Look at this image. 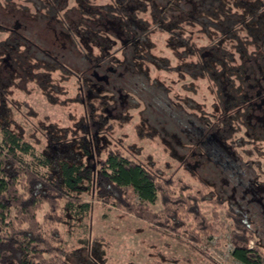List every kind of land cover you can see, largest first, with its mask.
Wrapping results in <instances>:
<instances>
[{"label": "trees", "instance_id": "16d2710c", "mask_svg": "<svg viewBox=\"0 0 264 264\" xmlns=\"http://www.w3.org/2000/svg\"><path fill=\"white\" fill-rule=\"evenodd\" d=\"M97 1L0 0V264H103L88 243L68 248L58 229L88 217L92 194L210 264L200 245L222 211L233 259L264 264V0ZM189 19L206 42L180 30ZM28 83L50 105L82 109L73 128L44 127L40 152L9 106L35 116L9 99ZM200 87L210 105L196 100ZM131 112L137 139L160 140L195 186L103 140Z\"/></svg>", "mask_w": 264, "mask_h": 264}, {"label": "rangeland", "instance_id": "374dc122", "mask_svg": "<svg viewBox=\"0 0 264 264\" xmlns=\"http://www.w3.org/2000/svg\"><path fill=\"white\" fill-rule=\"evenodd\" d=\"M100 5H105L108 0H98ZM69 5H72L70 3ZM146 18H157V12L151 10V6L146 4ZM232 11L237 7L231 5ZM158 11V10H157ZM179 21V20H178ZM162 24H168L167 20H159ZM180 30L186 35H191L197 42H206L207 36L201 32L202 26L190 19L179 24ZM4 35L0 34V40ZM166 35L156 34V42L163 45ZM164 50V47H161ZM163 55L171 57L168 50ZM164 81L172 87L178 95L186 94L182 90L181 82L177 81L175 76H163ZM170 80L174 81L173 84ZM73 82H70V94H75ZM65 85V84H64ZM12 96L10 100L19 103H27L35 116L27 114L23 107H11L16 123L24 131L26 140L40 152L45 147L44 127L55 125L60 129L73 128L82 114V109L75 103L66 106L50 105L40 91L33 84H26L24 88L11 89ZM191 96L190 94H187ZM197 101L202 100L210 105L211 99L203 87H200ZM131 119L122 124H115L114 130L107 134L103 140L110 143L111 147L118 146L123 149L125 156L130 160H142L150 155L157 162L168 176H174L183 179L185 182L194 185L195 182L179 165L168 148L158 139L139 141L135 134L134 126L138 123V115L131 112ZM139 149V154L134 153L130 147ZM262 171L264 172V161L261 160ZM264 174V173H263ZM84 202L91 205V211L88 217L79 225L69 229L66 226H58L59 232L63 237L68 248L77 247L84 243L89 244L90 251H95L99 255V261L103 264H210L211 262L200 254H192L188 247L179 243L171 237H163L155 230L148 227L133 216L127 215L123 211H118L112 207L104 206L96 200L94 194L84 196ZM154 211L159 209L158 204L152 207ZM47 208L44 207L37 214L40 223ZM215 232L207 238H204L200 249L215 264H240L232 257V246L230 244L231 223L225 218L222 211H219V220L216 224ZM252 243H250L251 245ZM99 250V251H98ZM104 261V262H103Z\"/></svg>", "mask_w": 264, "mask_h": 264}]
</instances>
